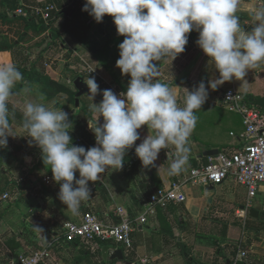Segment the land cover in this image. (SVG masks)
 <instances>
[{"label":"crops","instance_id":"crops-1","mask_svg":"<svg viewBox=\"0 0 264 264\" xmlns=\"http://www.w3.org/2000/svg\"><path fill=\"white\" fill-rule=\"evenodd\" d=\"M19 1L18 8L20 6H26L28 9H34L29 6L40 5L39 0ZM48 1L51 3L54 0ZM1 3L2 1H0V12L3 13L7 8L1 7ZM58 3L62 7L61 10L72 8L74 5L71 4V0H60ZM84 4L85 0H83L82 6L80 7V19L82 21H88V30L92 27L91 29H94V32L98 23H96L87 12L82 11ZM257 6L261 5L256 3L255 0H246L238 7L237 14L241 17V26L245 31H251L253 27L252 9ZM110 20L111 19L102 21L99 25L98 30L102 38L108 41V43H101L100 47L107 46L110 49L108 52L103 50L99 54V56L101 55L100 57L93 55L85 46H79L80 42H73V39L70 38L68 33H61L60 39L64 41V44L61 45V42L56 40L57 44L48 45V40L47 44H44L45 46L42 45L38 47L34 53L24 50L23 53L25 58L21 60H19L16 49V51L14 50L11 52H0V66L8 63L14 65L36 63L39 58L41 61L39 60L37 64V70L44 68L46 73L51 76L50 70L57 74L56 68L52 66L47 70V67L44 66L46 61L42 63V57L45 56L50 49H54L53 47L60 49L57 54L58 58H63L66 53L68 55V53L72 51V54H76L82 62L88 65L90 69L88 72H90L91 75L94 74V76H97L103 82H107V77L113 78L112 91L117 93L119 97L122 93H126L130 76H122L121 71L116 67V61L119 59L118 46L123 41L124 37L114 33V38L112 39V35L107 33L108 29H106V27H109L108 24H111ZM52 25L54 30L63 31V28H65L64 19L55 17ZM72 25L74 28H76L75 26L84 27V24L80 25L78 22ZM111 28V31H117L115 25H112ZM188 35L189 39L188 44L185 46V51L179 54L175 60L171 61V58H168L163 62H155L161 66L159 75L156 79L160 80L174 91L180 107L184 106V101L187 96V92L184 89L191 91L197 87L202 80L207 85L210 80L219 78V73L216 71L214 65L209 63V58L196 43L199 33L197 31H192ZM43 37H45V34L41 38ZM41 38H36L25 45L27 47L34 45L36 41H41ZM44 49H46L45 52L43 51ZM80 50L83 51L80 52ZM32 54L33 58L37 57V60L30 62ZM92 65L97 68L93 69L91 67ZM64 77L68 79V83L73 81L70 79L71 76L68 70ZM81 77H83L85 81L88 80V76H86V78L85 76ZM51 78L61 83L59 79L55 77ZM25 83L30 89L32 88L31 86L35 85H30L29 81H25ZM63 84L66 83L63 82ZM37 85L42 89L39 84ZM232 87H235L236 90L258 108L264 110V66L250 70L245 80L225 82L215 90L209 88L208 99L202 105L201 109L195 113L198 118L197 124L190 136V143L188 145L190 154H194V162L196 160L193 168L208 164L209 158L211 157L199 159V156L206 151L218 150L219 154L224 153L233 155L236 151L241 149L245 143V127L242 118L226 107L222 101L223 92ZM70 88L75 90L72 87ZM14 93L16 94L9 103L22 112L25 100H30L32 97L29 98L27 95L28 92L26 93L21 90L15 91ZM40 94L45 98L41 90ZM36 99H33V102L39 103L40 98L36 96ZM82 99L83 98H81V101ZM52 100H47L45 98V101ZM66 102L68 104L59 105L54 110H69V104L71 103L68 101ZM88 103L89 107L93 110L92 104L95 102L89 101ZM73 111L71 114L69 113V115H73ZM94 118L95 120L89 122L86 128L87 133L82 135L77 132L75 136L77 142L72 143L74 146H83L86 149L92 147L90 139L92 138V140L95 141V135L92 129H94V125L98 120V114L95 113V111ZM22 123L15 121L12 124V128L14 129L17 127L22 133H26L23 138L27 139V132L22 127ZM138 131L140 132L141 140H138L136 144L141 143L142 140L149 135V129L146 125L142 126ZM207 131L211 132L208 136L204 134ZM80 138L83 139V143L81 144L78 143ZM8 139L10 140V136ZM28 140L30 141V138H28ZM199 146L201 147L200 153L195 152V147L199 149ZM22 150L29 153L30 148L24 147ZM12 151L14 152L13 149L10 152ZM176 155L177 153L174 146L169 145L167 148L161 150L155 162L160 166L159 169L144 168L135 154V145H133L132 148L127 150L124 157L122 177L114 180L111 175L115 173L112 171L113 169H109L106 171L110 174L109 176L107 175L108 179L104 174H101V180L89 182V186L92 190V197L88 201L81 203L78 215H73L66 211V205L58 198L60 190L59 184L54 181L50 167H47L43 163L42 157H40L37 161L38 169H30L27 173L28 182L33 183V186L38 184L39 186H36L35 189H41L42 192L40 193V198L39 196L37 198L35 195H33L34 197L28 196L29 200H32L30 202V213L32 215L20 217V214L18 215L15 213L12 215V219L7 217L6 221L0 214L1 264H10L14 261L17 262L22 254L46 249L49 243L54 241V239L60 241L51 248V252L55 254H53V258L48 261V264H89L90 260L94 259L98 260L96 264H126L119 261H105L102 258V248L108 244H102L104 243L102 241L95 242L94 245L82 241L69 243L63 240L65 225L71 221L78 222L81 217L88 212L95 213L107 224L118 223L119 217L116 215V211H112L110 208V204L112 203H115V208L121 207L125 209L129 216L136 221V229L132 235L131 249L127 250L128 248L125 246V249H123L108 245L111 249H121L125 259L131 264H141V261L146 258L149 260V264H234L239 253L233 256L231 253L229 255H224L225 252L222 249L215 251L214 240L216 239H214L215 237H210L214 236L211 233L207 234L209 231L207 230L208 224H218V219L226 216L225 213L221 212L222 208H226L227 210L238 209V211L235 210L236 212H233V214L245 210V206L248 202L247 190L231 179L216 186L189 185L184 188L187 196V201L185 203L177 205L172 204L167 209H158L154 215H149L147 217L145 223L139 222V219L145 215L151 196L158 189L169 187L174 181L173 175H169V168L176 158ZM187 163H190V159ZM186 166L187 165L184 166L183 170L187 168ZM180 174L181 178L182 172ZM76 177L79 178L78 171L76 172ZM46 179L49 180L46 181ZM116 180H120L121 184H118V186L114 185L113 181ZM201 186L205 188L204 193L197 189ZM29 190L32 191L33 189L29 187ZM220 196L223 197L221 200L219 198ZM257 199H260V202H256ZM35 205H37L36 208ZM263 205L264 193H261L260 196L252 201V207L248 209L247 214L244 217V214L241 215L242 217L239 216L241 217L240 220L243 222L244 229L250 227V230L253 231L255 227L259 226L258 221L264 216ZM243 207L244 209H242ZM251 210L259 213L258 218H252L250 216ZM37 229H41L42 231H38ZM225 229L227 232V227ZM16 235H18L17 238ZM96 247H99L98 252ZM221 247H225V245L222 244ZM255 247L256 245L251 247L245 261L239 264H264V246H260L258 250H255ZM193 252L195 255H193ZM84 254L85 258L82 257ZM91 255L92 258L89 260Z\"/></svg>","mask_w":264,"mask_h":264},{"label":"clouds","instance_id":"clouds-1","mask_svg":"<svg viewBox=\"0 0 264 264\" xmlns=\"http://www.w3.org/2000/svg\"><path fill=\"white\" fill-rule=\"evenodd\" d=\"M239 5L240 0H85L82 11L96 23L105 16L113 18L117 34L124 37L116 67L122 76H130L126 93L118 97L105 89L102 101L92 104L98 119L104 121L92 129L97 146L86 149L72 144L68 112L32 100H25L22 108V127L29 143L40 148L67 212L79 214L81 203L92 197L89 182L101 180L109 169H122L133 145L142 166L157 169L161 150L174 146L177 155L169 175L181 173L189 160L188 145L198 119L195 113L208 99V89L245 80L250 70L264 66V3L252 9L251 31L241 26ZM192 31L199 33L196 43L219 78L207 85L202 80L191 91L184 89L187 96L180 107L174 91L156 79L161 66L155 62L175 60L185 51ZM23 81L14 64L0 66V149L13 136L9 101L16 94L17 82ZM85 84L93 101L100 93L99 85L94 77ZM22 91L27 93L30 88L25 86ZM145 125L149 135L136 144L141 140L138 130Z\"/></svg>","mask_w":264,"mask_h":264},{"label":"built area","instance_id":"built-area-1","mask_svg":"<svg viewBox=\"0 0 264 264\" xmlns=\"http://www.w3.org/2000/svg\"><path fill=\"white\" fill-rule=\"evenodd\" d=\"M245 1L240 0V4ZM255 1L259 5L264 3L263 0ZM54 10V5H48L44 9H35L30 16H37L49 21ZM17 12L24 15L22 9ZM222 101L226 107L242 118L245 127L243 147L233 155L220 153L211 157L208 164L193 168L188 175H182L181 178V174L173 175L174 181L169 187L160 188L151 196L145 215L139 219L140 223H145L147 217L154 215L158 209H167L172 204L185 203L187 196L184 188L189 185L216 186L231 179L236 184L243 186L248 194L245 210L238 213V216L244 214L243 217L252 207V201L264 193V110L258 108L235 87L223 92ZM98 121L100 125L103 124V117ZM78 143H83V139L80 138ZM93 146H97L96 139ZM48 180L46 179V181ZM9 197L10 193L8 192L0 195V205ZM116 215L119 217L118 223L107 224L95 213H85L78 222L71 221L65 225L63 240L69 243L76 241L84 243L114 241L129 250L132 245V235L136 229V221L121 207L117 208ZM59 241L54 239L46 249L22 254L17 262L14 261L10 264H46L51 258V248ZM247 254L248 252L240 250L234 264L244 262ZM141 264H149V260L146 258L141 261Z\"/></svg>","mask_w":264,"mask_h":264},{"label":"rangeland","instance_id":"rangeland-1","mask_svg":"<svg viewBox=\"0 0 264 264\" xmlns=\"http://www.w3.org/2000/svg\"><path fill=\"white\" fill-rule=\"evenodd\" d=\"M70 1V0H69ZM77 0H71V4L75 5ZM264 1V0H263ZM58 2H60V0H54L53 2L50 3V1L48 0H39V4L37 6H29V7H33L34 9L31 8H27L26 6H23V8H18L22 9L24 12V15L19 14L16 11V15L17 16H22V17H28L29 19H36L37 21H40V17H33L30 16L32 14V12L37 9V8H42L44 9L46 6L48 5H54L56 12L58 14ZM82 6V5H81ZM70 11H72L74 8H69ZM57 15H51V18L49 21L54 20L55 17ZM46 24L49 23V21L45 20L44 18H42ZM110 20L111 24H108L109 27H106V29H108L107 33H109V35H112V39L114 38V33H117V31H111V27L113 23V18L109 17L107 20ZM80 24H84L85 25V29L87 27V25L89 24L88 21H82ZM99 24H97L95 31L93 32V30L91 28H89V30L87 29L85 33L87 39H86V49L88 50V47L91 48V50L93 51L96 47L98 48V46H100L101 43H105L108 42L107 39L102 38L99 29ZM81 27V26H80ZM3 31H4V35L0 36V45L1 46H5V45H10L11 43H13V41L15 40H19L18 36H15L14 34H12L11 32L8 33L7 30H9L8 26L3 25ZM50 33H46L45 37H49ZM44 37V38H45ZM59 42V41H58ZM47 44V42H43V45ZM45 46V45H44ZM27 46L25 44H22V46L19 49H16L18 52V57L25 58L23 55V51L24 49H26ZM54 49H50L49 52L42 57V63H44L45 61V65L48 68H51L53 66V68H56V72L57 74H55L53 71L50 70L51 76L50 77H55L57 79H59L61 81V83L65 82L67 85H69L70 87L74 88V80L72 78L75 77V73H71L69 74L71 77L70 79H72L73 81H71L70 83H68V79H66L64 77V75L66 74L67 70L70 68V70L72 68H76L77 71H79L81 74H83V76H88L87 78H95L97 84L99 85V89H100V93H102L103 90L105 89H113L112 88V84H113V78L111 77H107V82H103L101 79H99L97 76H94V74H90V69L88 67V65L84 62H82L80 60V58H78L76 56V54H72L71 51V55L68 56L67 53L65 54V56L63 58H58V52L60 51V49L53 47ZM37 50V49H36ZM89 49V51H91ZM83 50H80V52ZM38 52V51H37ZM34 53V52H33ZM23 56V57H22ZM32 59L30 62H32L33 60H37L36 58H33V54L31 55ZM36 56V55H34ZM39 59V58H38ZM41 61V60H40ZM61 61V62H60ZM39 60L36 62L38 63ZM33 63H28L27 66L31 67ZM93 69H96L97 67H95L94 65L91 66ZM90 75V76H89ZM82 76V75H81ZM27 86L25 83V80L23 82H18V86L16 84L15 88L13 89V91L17 92V91H22V89ZM28 87V86H27ZM32 88L30 89V93L28 92V96L29 98L32 97V99L30 98V100L33 101V99H36V96L40 98L39 103H43L46 107L55 109L57 108L59 105H63L65 103H67V98L66 96L63 95H58L55 97V99H53L52 101H45V98L42 97V95L40 94V88L37 84H35L34 86H31ZM29 88V87H28ZM76 90V89H75ZM114 92V91H113ZM117 95V93H115ZM42 97V99H41ZM82 101H81V109L84 106L89 107V101H92V99L90 98L89 94L85 95L82 97ZM103 99L102 94H97L93 100V102H95L96 104H99ZM37 100V99H36ZM68 104V103H67ZM71 109H75V106H73L72 104H69V110H67L66 112L68 113H72L73 110ZM81 111V110H80ZM76 113V112H75ZM74 113V114H75ZM99 120V119H98ZM96 121L97 126H100L99 121ZM13 129V128H12ZM211 132L207 131L204 134L206 136H208ZM203 134V133H201ZM10 136V140L8 139V144L7 147L5 149L7 150H14V152L12 151V155L11 157L7 158L4 162H0V195H2L3 193H10V197L7 201H5L2 205H0V214L1 216H3L6 221H7V217L12 219V215L13 214H20V217H28L29 215L31 216L32 214L30 213V201L28 196H33L35 195L37 198L39 196L40 198V193L41 189L36 190V186H39L38 184L33 186V183L28 182V171H30V169H36L37 168V161L40 157H42V153L41 150L38 146L35 145V143H29V140L27 137V139L23 138L26 133H22L21 130H19V128L15 127L11 133ZM90 135V134H89ZM92 141V138L90 139ZM94 141V140H93ZM24 147H29L30 151L29 153L24 149ZM22 148V149H21ZM200 146L199 149L198 147H195V152L200 153ZM192 152V151H191ZM7 155H5L6 157ZM190 163L186 164L187 168L185 170H182V175H188L191 170L193 169V167L195 166V162H194V154H190ZM207 161V159H206ZM38 169V168H37ZM112 171H114V175H111V177L115 179H119V177H122V169H113ZM113 173V172H112ZM111 173V174H112ZM107 179L108 176L110 175L109 173H103ZM108 175V176H107ZM114 185L118 186V184H121L120 180H116L113 181ZM200 186V185H199ZM33 189L32 191L29 190ZM191 187V186H190ZM199 191L201 192H205V188L199 187L197 188ZM34 197V196H33ZM32 197V198H33ZM220 200L223 197H219ZM34 199V198H33ZM21 200V202H20ZM24 201V202H22ZM119 202H121L120 200H118ZM256 202H260V199H257ZM111 205V210L112 211H116L117 208H115V203L110 204ZM37 207V205H35V208ZM238 211V209H229L227 210L226 208H222L221 212L225 213L226 216L225 217H221L218 220V224H208L207 230H209L207 232L211 233L214 236H210L216 240H214L215 244V251H218L219 249L224 250L225 254L224 255H229L230 253L234 256H236L240 250H244L246 252H250L251 247L253 245H256V249L258 250L260 249V246H264V216L261 217V219L258 221V225L257 227H255V230H250V227H247V229H244L243 226V222L241 219V217L238 216V212L236 214H233V212L235 213L236 211ZM32 218V217H31ZM239 218V219H238ZM202 221V220H201ZM203 224V223H202ZM250 226V223H249ZM227 227V232H226V228ZM260 231V232H259ZM135 232V231H134ZM18 237V235H16V238ZM211 239V238H210ZM211 242V241H210ZM108 244V245H112V246H116L119 248H123L125 249V247L123 245L117 244L114 241H110V242H105L102 244ZM91 244L95 245V242H91ZM225 245V247H221V245ZM245 247V248H244ZM97 248V252H98V248ZM189 250V249H188ZM193 250V249H192ZM53 254H55L54 252H51V258L50 260L53 258ZM57 254V253H56ZM193 255L194 252H193ZM83 258H85V254L82 256ZM92 258V255L90 256L89 260ZM197 260V259H196ZM97 259L94 260H90L89 264L92 263H97ZM49 262H47L46 264H48Z\"/></svg>","mask_w":264,"mask_h":264},{"label":"trees","instance_id":"trees-1","mask_svg":"<svg viewBox=\"0 0 264 264\" xmlns=\"http://www.w3.org/2000/svg\"><path fill=\"white\" fill-rule=\"evenodd\" d=\"M0 1H2L1 7L7 8L5 12L3 13L0 12V36L4 35L5 30L3 31L2 28H3V25H5L9 27V30H7L8 33L11 32L15 36L19 37L18 41L15 40L10 45H5V46L0 45V52H3V51L11 52V51H14L15 49H19L22 46V44H28L32 42L33 40H35L36 38H41L44 34L48 32L50 33L49 37L41 38V41H36L34 45L28 46L24 50L34 52L36 51L38 47H41L43 45V42H48V40H49L48 45L57 44L56 40H59L62 45L64 44V41L60 39L61 33H64V34L68 33V35H70V38L73 39V42L75 41L80 42L79 46H85V47L87 46V43H86L87 37L84 32H86L88 28L86 27L85 29V25L84 27H79V26L74 25L76 27L74 28L72 25L73 23H76V22H78L79 24L81 23L80 7L82 5L83 0L75 1L76 4L73 5L72 7L74 8L72 10L73 14L69 8L61 10L62 9L61 5H59V3L57 4L60 8L58 9V14L56 12L57 9H55L52 15H57L56 16L57 18L64 19L65 28H63V31H58V30L53 29L52 24L54 20H51L49 21L48 24H46L45 21L41 18H40V21H37L36 19H29L28 17L17 16L16 11L18 10V6L20 2L19 0H0ZM20 7L23 8V6H20ZM108 17L109 16H105L103 21H106ZM89 49L91 50L90 47H88V50ZM45 50L46 49H44L43 51L45 52ZM103 50L108 52V50L110 49L107 46H104V47L98 46V48L96 47L93 51L91 50V52L93 53V55L99 56V54ZM70 55H71V52L68 53V56ZM28 57L30 58L29 55ZM19 60H21L20 57H19ZM23 64H22L23 66H27V63H23ZM37 64L38 63L33 64L31 68L23 67L20 64H16L15 66L22 73L24 80L29 81L30 85L37 83L42 87L41 92L47 100H52L58 95H63V96H66L68 102H70L73 106H75V97H76L77 91L71 89L66 84L60 83L52 79L46 73L44 68L37 70L36 68ZM68 72L69 74L75 73V77L72 78L73 80H75L77 77L81 75L83 76V74L77 71L76 68H72L71 70L69 68ZM9 112H10L9 119H10L11 125L15 121H19L21 123L23 122L22 112L19 109L15 108L11 103H9ZM69 120L71 123V128L68 129L69 135L72 138V143L73 142L76 143L77 139H75V136L77 132L84 135L85 133H87L86 128L89 122L95 120L94 111L90 107L84 106L82 107L81 111L76 112L73 115H69ZM93 143L94 142L92 140L91 141L92 146H93ZM11 153L12 152H10L9 150L5 148L0 149V162H4L7 158L11 157L12 155ZM5 155L7 156L5 157ZM195 163H196V160H195ZM1 262L2 261L0 259V264Z\"/></svg>","mask_w":264,"mask_h":264},{"label":"water","instance_id":"water-1","mask_svg":"<svg viewBox=\"0 0 264 264\" xmlns=\"http://www.w3.org/2000/svg\"><path fill=\"white\" fill-rule=\"evenodd\" d=\"M72 14H73V11H72ZM85 82L86 81L81 76L77 77L74 81V87L77 91V94L75 97V109L73 111L74 113L76 111L79 112L81 110V98L88 94V89H87ZM217 155H219L218 150L206 151L201 156H199V159L214 157ZM242 209H244V207ZM250 216L252 218L253 217L258 218L259 213L254 210H251ZM102 258L105 261H119V262H124L126 264H131L125 259L124 253L121 249H111L110 246L108 245L102 248Z\"/></svg>","mask_w":264,"mask_h":264}]
</instances>
